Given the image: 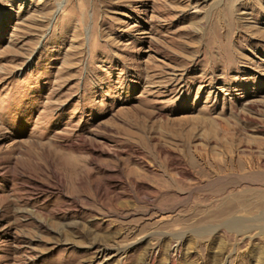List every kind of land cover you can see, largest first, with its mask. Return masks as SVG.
I'll use <instances>...</instances> for the list:
<instances>
[{
  "label": "rangeland",
  "instance_id": "374dc122",
  "mask_svg": "<svg viewBox=\"0 0 264 264\" xmlns=\"http://www.w3.org/2000/svg\"><path fill=\"white\" fill-rule=\"evenodd\" d=\"M0 264H264V0H0Z\"/></svg>",
  "mask_w": 264,
  "mask_h": 264
}]
</instances>
